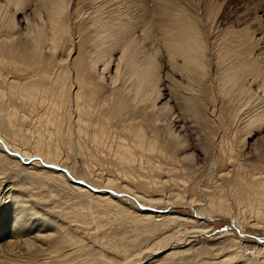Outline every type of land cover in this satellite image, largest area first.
<instances>
[{
	"label": "bare ground",
	"instance_id": "bare-ground-1",
	"mask_svg": "<svg viewBox=\"0 0 264 264\" xmlns=\"http://www.w3.org/2000/svg\"><path fill=\"white\" fill-rule=\"evenodd\" d=\"M22 2H23L22 0H0V26L5 25L7 27H11V32L5 34L6 38L10 37V44L6 42V39L0 41V140H1L0 142L1 143L4 142L8 146V148L11 149V150L9 149L10 152L13 151L16 154L20 153L21 155H25V156L28 155V157L32 156L33 158L34 157L42 158L40 160L46 162L43 164H47V163L58 164L61 163L63 160H65L60 158L59 156L61 154V153L59 154L60 152L59 148H61L60 146H63L57 142L59 141V137L62 139L63 144L64 145L66 144V146L67 145L69 146V144L72 143V140L68 138L70 137V135L64 138L62 137L63 134L62 135L60 134L63 119H65L64 121L65 125H63V127L65 128L64 133L66 135L67 132L70 131L72 127L73 128L75 127L74 132L82 131L85 136L86 133H88L87 136L89 137L88 141H91V143L97 148L102 142L104 143V136L106 140V136L110 133V129H112L114 126L116 127L118 126L119 130L117 129V132L121 131V134H116L112 132L113 134L109 135L112 137V139H114V137L115 139L112 140L113 144L112 141L110 140V143L113 145V147H111L110 144V147L108 149L111 150L110 159L113 162V166L115 165L120 171V174L119 172L117 173L119 174V176L114 175L115 176L114 177L113 176L114 171L112 175H110L111 173L102 175L100 172H98L99 168H97L96 172H93L94 170L93 168L92 169L90 168L89 163L90 162L93 163V158H95L96 155L94 154L95 156H93L92 158V155L89 153L88 150H87L88 153L86 154L87 158H84L82 160V164L86 170L85 173H90V174L92 173L91 175L96 177L99 181L100 180L103 181L104 183L102 182V184L107 188H110V186L114 184L117 189L120 188L122 189L121 191L123 192L126 191L133 193L134 195H136V197H138L141 200V202H147V201L158 202L161 200L170 203H174L177 201L178 203L179 201L182 202V200L184 199V195H183L184 193L181 192V190H177L174 193H172L171 190V192L168 193L166 197H164L165 195L164 196L162 195L164 199H162L160 195H158L156 199H153L152 197L153 195L151 197L150 196L147 197V194L150 195V193L147 192H149V187L151 186V182L158 181L161 185L166 184V186L174 182L173 183L174 186V184H177L176 182L179 183L180 181L185 179V177L183 176V172H184L183 166L178 165V161L173 157V155L168 150L165 149V147L161 145L162 143L160 144L158 140L153 138L151 136L152 134H146L143 129L142 122L145 121L146 123H148L147 121L149 120V115L151 114V111H157V114H160L159 112H161L162 114L161 108L164 107L166 108V105L165 106L161 105L159 107L155 105V101L158 99V94H159L157 93L158 92L157 82L159 80L156 78L157 82H155L154 79L155 77H157L155 75L157 74L156 70L158 69V68L156 69L158 65L154 60L156 56L155 54L156 50L154 51L155 48L153 50L151 49L150 51H148L147 49H146L147 51H145V49L141 50L142 47L139 48L138 45L141 44L140 40L139 43L137 44L136 43L137 41L134 40L129 35L126 34L123 35L122 33H118V31H117L118 34H116V32L112 30V27H114L113 23H116V21L113 23L109 22L110 24L112 23L113 25L112 24L101 25L100 22L101 19L103 18L101 16L102 11L100 9L98 10L96 9L95 10L96 14H94L92 20H96L94 19L96 18L95 16H99L96 22H99L100 24L95 25L93 24L94 22L91 23L93 25L92 29H94L95 26H98V28L96 27V32L94 31L95 32L94 40L96 42L92 43V41L90 40L92 43V47L90 50L85 49L86 46L84 47V45L81 44L80 46H77L74 52L77 51L78 52L74 58H72V55L70 53L71 48L69 52L64 51V52H68L66 53V55H64V57L67 56L68 60L70 61H68V64L64 66L59 65L60 61H56V57H51L52 55L51 52L59 48L57 46L61 44L63 36L65 35L68 36L66 17L64 16V11L68 6V1L46 0L42 4V6L45 8L44 10L46 13V20H47L46 22L47 27L46 29H44L45 31H43L42 26H40V24L37 25L34 22H30V21L27 22L26 28L28 29L27 30L25 29L26 32L24 34L28 33V36L27 37L25 36L26 38L24 40L25 42L24 46L22 48H19L18 45L13 42L15 36L12 34L13 28L16 27V22L15 20H13L14 19L13 17L16 12L21 10ZM163 2L167 3L163 11V17L165 16L166 18L164 20H159L157 22L158 23L157 26L159 28L158 30L159 41L162 49H164L165 51L167 63L169 64L171 70L179 74L180 73L183 75L187 74V77L191 76L192 78L193 77L197 78L196 77L197 75L200 76L203 75L206 67L205 54H204L206 50L200 29L197 27L195 22L196 19L193 18V16H191V13L187 11L185 8H183L182 6L179 7L176 1L163 0ZM40 3L41 2H39V5ZM145 8H143V10H146ZM10 9L13 10L10 11ZM141 13L142 12H140L139 15ZM35 14L39 16L38 12H35ZM144 14L145 12L142 13V15ZM66 16L68 18V15ZM119 22L121 23L120 20ZM102 26L106 27V28L104 27V29L107 30V32L104 33L105 35L103 33L101 35V31L104 29H102L101 31L99 30L100 28H102ZM149 28L150 27H148L147 30H149ZM121 30L119 32H121ZM94 32L93 34H91L92 36L94 35ZM126 32H127V28H126ZM91 35L89 34L88 36H90L91 38ZM149 37H151V39H155L156 36L152 38L153 33L151 34L150 32ZM153 41L154 40L151 41V44ZM110 47H115L116 50H118L117 53H119L117 61L113 63L114 66L112 71L113 74L110 73L111 71L109 72L108 70L110 64V60H109L110 58L107 52L112 50V48L110 49ZM79 48L81 49L78 50ZM223 48L225 47H222V49ZM44 49H48V51H50V54L48 55L47 53V55H45L43 51ZM106 54L108 55L109 58V59L107 58L108 60L105 59ZM223 55L224 54H222V56ZM246 56L247 55L245 54V56H238L237 58L235 57L233 61H229L227 63L225 62L224 65L221 62L222 65H220L223 68L219 69L220 72L217 77L216 88H218V91L220 93L225 94V96L227 97L233 96L234 100L237 95L242 94L246 89L244 88V82H248V83L249 81L256 82L257 80L256 84L258 85L260 90L264 91V81L262 82L259 78L260 73L263 72L259 71L258 68L259 66L255 65V63L252 62L253 60L246 58ZM62 62L60 63L62 64ZM119 64L121 65L119 66ZM98 69L100 73L101 72L108 73L107 77L111 85L106 89H103V86L100 85L102 82L99 83V81H101V78H103L104 76L98 73ZM158 76H160L159 73ZM200 78H203V76H201ZM245 92L247 93V91ZM245 95L247 96V94H244V97ZM237 97L236 99L238 100L239 98ZM240 97L242 98V95ZM241 98L240 100H243ZM246 98L245 101H247ZM259 98L261 97H258L257 100H259ZM260 102L262 103L264 102V100ZM260 102L256 101L258 106L261 104ZM239 103L240 101L238 102V104ZM257 105L256 104L254 105L253 110ZM17 106L18 108L23 110V114L21 115L18 114V111H16ZM262 107H264V105ZM262 107H258V109L256 107V109L253 112H251V114L246 118L247 120L245 124H247V127L248 126L249 128L251 127L250 129L254 130V128L255 129L258 128L260 130V128L264 127V110H261ZM30 112H32L33 114ZM147 112L150 114H148ZM29 113L32 115L29 116L30 115ZM157 114L156 117L158 116ZM160 115L159 117L161 118L163 114L161 116ZM29 117H31L32 119ZM160 118L157 117L155 118V120L157 121V119ZM25 119L27 123L29 121L27 119H31L33 121L32 123L33 125H31V123H28L30 124V126L27 124H22V120L24 121ZM152 123H154V121L151 122V124ZM26 125L28 126L27 127L28 129L25 128ZM249 128H247V130H249ZM111 131H115V127L114 130L112 129ZM248 132H250V130L247 132L245 130L244 135L247 136ZM80 138L84 139L83 137ZM75 145L77 147V152L79 151L78 153L84 155L85 154L84 149L87 148H85L83 141L82 140L81 142L77 141ZM103 147H105V145ZM97 148L94 149L95 152ZM2 151L4 152V150L2 149L0 152V174H2L0 175L1 179L6 174L12 177L13 176L12 171H15L12 170V167L9 166L8 164L9 161L15 162V159L12 156H8L7 154H5L6 152L3 153ZM8 151L7 153L10 154V152ZM94 151L92 152V154L94 153ZM102 153L103 152H101V154ZM86 156L84 155V157ZM100 156L102 157V155ZM107 156L109 158L110 155L107 154ZM107 156L105 158H107ZM105 158L103 159L106 160ZM161 158L163 159L166 158L168 161L164 159L163 162L166 160L167 162L166 161L165 162L167 163V165L169 164L176 166L178 167V170L177 168L172 166L171 169L168 170L165 169L166 171H164L163 169L166 166L163 165L164 166L163 168L156 166L155 164L162 161ZM99 160L100 159H98V162ZM150 160L154 162L153 164L158 169L153 171L154 168H151L153 172H150V174L147 176V179L144 176L145 177L144 179L143 176H139L138 174L139 170L137 171V169L141 168V170L142 169L147 170V168H143L144 167L143 162L146 161L149 163ZM151 163L152 162H150V164ZM16 164L19 163L17 162ZM16 164L15 165L13 164V168L16 167ZM38 164H39V160L37 159L31 163V168H33L32 166ZM93 164H97V163L94 162ZM19 168H22V165ZM109 168L110 167L106 169L108 170ZM24 169L22 170L20 169V171L24 173ZM51 169L49 168L47 169L41 165L35 167V171H38V173L40 174L46 173L47 171L46 175L49 174L48 170ZM100 169H102L103 171V168ZM135 169L138 175L136 174V172L133 173ZM162 170L167 173L170 172L169 174L172 176L171 177L168 174L169 175L168 182H170V184H167L168 182L165 183L167 181V179L165 178L164 180L166 181H164L163 183L160 182L161 178L163 177L161 174ZM109 171L112 172L111 169H109ZM178 171L180 173H178ZM140 174L145 175L142 172H140ZM55 175L56 174H54V176ZM60 175L61 174L59 173L58 175L59 177H57L59 181L60 180L65 181L62 175L61 176ZM165 177L167 178V176ZM9 179L10 178H8V180ZM257 179L252 180L254 182L251 184V186L249 185L250 182L247 184L248 185L247 186L246 184L241 183V181L238 182L239 184L237 183V181H235L236 184H238L237 192L235 191L238 195L236 202L237 205L240 206V208L242 209V211L240 210L241 212H245L243 210L246 209V211L248 210L250 214L253 216L251 219L253 220L251 222V225L257 226L258 224H261L264 226V178H262L263 180L261 179V177H258ZM2 180H5V178ZM10 181L12 180L10 179ZM10 181L3 185L0 182V191L2 195H5L4 197L8 198L9 200V203H7L5 207L2 206L4 210L1 213L2 217L1 216L0 217L4 218L5 216L7 217L8 215H11L12 226L16 231H18L19 233L20 231L24 233H28V231L32 232V234L28 238L23 237L24 239L19 241L23 243L21 247L27 250L40 252V254L44 253L41 256L42 262L38 261V263H33V264H140L138 263L139 257L143 250L147 248H151L150 250H152L153 248V251L155 253L158 251H155L154 248L155 249L162 248L163 250H165L167 245L172 242H180L181 244L184 235L187 237L188 236L192 237L194 233L198 232L202 228L207 229L211 227V224L206 221L207 218H211L210 214L204 215L205 212H203L201 209H198L197 213L204 216L197 214L190 215L187 213H182L173 210L167 212H159L158 214L157 213H150L143 215L138 214L140 215V217H138V219L136 220L122 218V220L119 221V223H116L117 224L115 225L116 227H114L111 232H106L103 229V226L106 223L111 224L116 219L115 216L118 215L119 212L125 211L127 209H124V207L121 206L122 204L119 205L121 203L119 199L117 200L115 197H112L107 193L105 194L101 192L95 194L94 192L89 191V189L85 190L83 187L76 186L75 184H73L74 186L72 185L70 188L76 190L74 191L77 192V194L75 193L76 195H78V193H81L82 197L80 196V201H76L73 204L72 215H70L71 216L70 221L71 220H73V222L78 221L82 223L81 226L83 225L85 226L81 228L80 224H77L78 222L72 223V221L70 222L72 223L71 225L76 224L75 226L76 228L77 226H80L79 227L81 228L80 230L82 229L85 230L84 227H88V225H92V229L94 226L93 230L96 231L103 229V232L100 233V236L98 234L93 235L92 237L93 241L95 240V237L96 239H99L96 243L91 242L89 244H86V242L81 241L82 237L80 236L81 233L79 232L78 228L76 229L74 227L75 228L74 230L72 229L73 226L70 227V225H64L63 219H62L63 220L62 223L59 222L60 220L58 222L57 221L55 222L57 218L53 220L51 219V216L49 218L52 220V222L50 220H44L43 218L38 217L37 216L38 210H36L37 209L36 204L34 205L33 203H31V200L29 199V197L32 196V194H30L28 197V195L24 192L26 191L25 189H19L18 186H16L15 188V184L10 183ZM117 181H119V185L116 183ZM63 183L64 182H59L58 184L62 185ZM128 183H130L131 185H129ZM10 184H12L11 185L12 187L10 186L11 188L8 187V185ZM40 185H36L35 187H39ZM44 185L45 184L42 185V188H44L43 187ZM1 186L3 187L6 186V187L3 188ZM53 189L54 188H52V190ZM172 189L175 191L174 188ZM44 191H46V189ZM47 191L49 193V190ZM182 191H184V189ZM28 192H31V190ZM53 196H56V194L55 195L53 194ZM33 197L32 200L34 199ZM215 199L216 198H214L213 196H209V204L212 209L210 212H212L215 209V211L217 210L221 213H224V215L232 214V216L230 217H232L233 221L237 223L238 222L241 223L239 221V217H237L232 212H230L231 210H228L229 206L227 207L222 203L223 200L222 198L217 197L216 202L215 201L213 202V200ZM2 201L4 200L2 199ZM189 201H191V203L196 202L193 200H189ZM106 204L108 205L112 204L113 206H107ZM225 206L227 209L225 208ZM203 208H205L204 204H203ZM63 209L64 208H62L61 211H63ZM57 211L58 209L56 210V212ZM64 211L60 213L63 214L65 213ZM138 211L136 212L135 210L134 213L137 214ZM68 212H70V210ZM56 215L60 216L58 212ZM69 218H65V219L69 220ZM68 220H65V224H67L66 221ZM244 220L241 219V221ZM245 222L248 221L245 220ZM47 224L52 225V227L50 226L48 229L44 228L45 225ZM186 224L190 225L191 228H187ZM184 225H186L185 228H187L186 230L184 229L185 230L184 232H186L185 234L182 231L180 232L179 229L180 226H184ZM197 225L201 227L198 226L199 229H196ZM58 226L59 229L64 232L62 234L67 235L65 236L66 237L65 239H67V245L65 249H61L59 247L60 244L56 242L58 240L57 239L58 235H60L57 233L58 231H60L57 230ZM106 226L107 225H105V227ZM193 226H196L195 229ZM76 230H78L80 234ZM55 232L57 233L56 235L54 234ZM159 233H163V234L159 235ZM195 236L197 235L195 234ZM227 237L229 240H227V242L224 243V245H221L223 246L221 248L225 251L226 257L221 258L222 256L218 255L220 260H222L224 264H239V263L264 264V245H261L262 247L260 249L262 255L259 256L253 255L254 252L251 249L254 246L251 248V245L248 246V244H246L242 240L237 239L233 235ZM224 239L225 237L223 238V240ZM262 241L264 242V238H262ZM8 242L9 244L13 242L16 245L19 244L15 239L13 240V242L11 241ZM149 243H151V246ZM194 248L195 250H197L196 246ZM167 249L168 250H166L165 252H161L160 257L153 259L152 261H147L146 264H193V263L195 264L196 262L199 261V259L202 260V263L198 262L199 264L221 263L212 254L203 257L205 254H203L202 256V254L199 253L198 250L197 252H194L193 255L190 256L187 255L188 257L184 256L186 250H188L189 248H179L178 245L176 244L172 247L169 246V248ZM153 251H151L150 253L153 254L154 253ZM253 256L255 257L251 261ZM215 259L218 260V262L216 261L217 263L214 262ZM23 260L24 259L21 260V263L23 262ZM208 260L210 261V263L208 262ZM24 261L26 262V260ZM28 263L23 262V264H28ZM17 264L19 263L17 262Z\"/></svg>",
	"mask_w": 264,
	"mask_h": 264
},
{
	"label": "rangeland",
	"instance_id": "rangeland-1",
	"mask_svg": "<svg viewBox=\"0 0 264 264\" xmlns=\"http://www.w3.org/2000/svg\"><path fill=\"white\" fill-rule=\"evenodd\" d=\"M22 1L23 2L21 3V10L16 12L17 14L15 13L13 17L14 18L13 20H15L16 27H17V28L16 27L13 28L12 34L15 35L13 42L17 44L19 48H22L24 46V43H25L24 40L28 36V33L24 34L26 30L28 29L26 28L27 22L30 21V22H34L37 25L40 24V26H42L43 31H45L44 29H46L47 27L46 26V22H47L46 13L44 10L45 8L42 6V4L46 0H42L43 2L40 0H22ZM67 1H68V6L66 7L64 11V16L66 17L68 36L66 35H65L66 37L63 36L61 44L57 46L59 48L56 47L57 49L51 52L52 53L51 57H56V61L62 62L63 60H66V61H63L64 63L62 62V64L59 62V65L64 66L68 64V61H70L68 60L67 56L64 57V55H66V53L69 52L70 48H71L70 53L72 55V58L76 56L78 51L77 52H74V51L76 50L77 46H80V44L84 45V47L86 46L85 49L87 50L91 49L92 43L96 42L94 39H95L96 27L98 28V26H95L94 29H92L93 25L91 23L93 22H94L93 24L95 25L97 24L99 25L100 23L101 25L103 24L111 25L113 22L116 21V23H113L114 27H112V30H114L116 34L122 33L123 35L124 34L129 35L134 40L137 41L136 42L137 44L139 43V40H140L141 44H138V45H139V48L141 47L143 48V49L141 48V50L145 49V51L147 50L150 51L151 49L153 50L155 48L154 51L156 50L155 51L156 56L154 60L156 61L158 65L156 69L157 68L158 69L156 70L157 74L155 75L157 77H155L154 79H155V82H157L156 81L157 79L159 80L157 82V89H158L157 93L159 94H158V99L156 100L157 102L155 101V105L158 107L161 105H164V106L166 105V108L165 107L161 108L163 116H161L162 114L161 112H159L160 109L158 112L161 115L157 114V111H151V114L147 112L148 114H150L149 120L147 122L148 123L150 122V123L148 124L145 121L142 122L143 129L146 134H152L151 136L153 138L158 140L160 144L162 143L161 145L165 147V149L168 150L173 155V157L178 161V165L183 166L184 168L183 176L185 177V179L180 181L179 183L176 182L177 184H174V186H173L174 182L171 181L172 184H170V182H168V179H169L168 177L170 175L169 174L170 172L167 173L164 171H166L165 169L167 170L171 169L173 165H169V164L167 165L166 162L168 160L164 158L167 161L165 160L166 162L165 161L163 162L164 159L161 158L162 161L155 164L156 166H159L162 168L166 166L163 169L164 171L163 170L161 171V174L163 177L162 178L160 177L161 178L160 182L163 183L164 181H166L164 180L165 178L167 179L165 183L168 182L167 184H170L171 186L170 185L166 186V184L161 185L158 181L151 182V186L149 187V192H147V193H150V195L147 193L146 194H147V197L148 196L151 197L153 195L152 196L153 199H156L158 195H160L161 198L164 199L163 196L165 195L164 197H166L167 194L171 192V190H172V193L176 192L177 190H181V192L184 193V194L182 193L184 195V199L182 200V202L179 201V203L178 201L174 203H170V202H166L163 200L158 201V202L157 201L141 202V200L138 197H136V195H134L131 192H126L125 190H124L125 192H123L121 191L122 189L120 188H119L120 190L117 189L114 184H112L110 188H107L106 186H104L102 184L103 181L101 180L99 181L96 177L92 176L91 175L92 173L91 174L85 173L86 170L82 164V160L84 158H87L86 154L89 151V153L92 155V158L93 156L96 155L95 158H93V163L95 162L97 164H93L91 162L89 163L90 168L91 169L93 168L94 170L93 172H96L97 168H99L98 172H100L102 175H106L109 173H111L110 175H112L114 171L113 176L114 175L119 176L120 171L115 165H114L115 167L113 166V162L110 159L111 150L108 149L111 144L110 140L112 141L115 139V137L114 139H112V137L109 135H112L113 133L121 134V131L117 132V129L119 130V127L114 126L115 131H111L112 129L114 130V127L110 129L111 134L108 132L109 134L106 136L107 141L105 140V136H104V143L102 142L101 143L102 145L100 144L99 147L97 148L91 143V141H88L89 140V137H87L88 133H86V136H85L82 131L74 132L75 127L74 128L72 127L70 131L67 132V135H66L64 133L65 128L63 127V125H65L64 124L65 119L62 120L63 122H62L61 130L63 131V133L60 130V134L61 135L63 134L62 137L64 138L70 135L71 138L70 137L68 138L72 140V143L69 144V146L68 145L66 146V144L64 145L62 139L59 137V141L57 142L64 146V147L60 146L62 149L59 148V151H60L59 154L60 153L62 154V155L61 154L59 155L60 158L65 159L61 163L43 164L46 162H44L43 160H40L42 158H37V157L33 158L32 156L28 157V155L26 156L21 155L20 153H17L19 154L17 155L13 151L10 152L11 149L8 148V146L4 142L2 143L0 142V149L2 148L4 152H6L5 154H7L8 156H12L15 159V162H11V161L8 162L9 166L12 167V170H15V171H12L13 176L11 177L10 175L6 174L4 175V177H2V179L5 178V180H2L0 178L1 179L0 182L2 183V185L5 183H8L11 179L12 181H10V183L15 184V188L16 186H18L19 189H25L26 191L24 192L28 195V197L30 194H32V196H30L29 199L31 200V203H33L34 205L36 204V208H37L36 210H38L37 211L38 217L43 218L44 220H50L51 222H52L51 219L55 220L56 218L57 219L55 220V222L56 221L58 222L59 220H60L59 222H62L64 220L63 221L64 225H70V227L73 226L72 229L74 230L76 228L75 227L76 224L71 225L75 221L73 222V220H71L72 223H70L71 222L70 215H72L73 204L76 201H80V196L82 197V194L78 193L79 195V198H78V195H76L77 192H74L76 190L70 188L73 184H75L76 186H81L85 190L89 189V191L94 192L95 194L101 193V192L105 194L107 193L108 195L115 197L117 200L119 199L121 202L119 205L122 204L121 206H123L124 209H127L125 211L119 212L118 215L115 216L116 219L111 223L112 225L109 223H106L105 225L107 226L106 227L105 225L103 226V229L106 232H111L112 229L116 227L115 226L117 225L116 223H119V221H121L122 218L136 220L138 219V217H140V215H143V214H150V213L158 214L159 212H167V211L175 210V211L187 213L190 215H195V214L201 215L197 213L198 209H201L203 212H205L204 215L210 214L211 218L206 219L205 217V219L208 223L211 224V227L207 229L202 228L201 229L202 231L199 230L198 232L194 233L192 237L191 236L187 237L184 235V238L181 241V244L180 242H172L167 245L165 250H163L162 248L160 249L154 248L155 251H158L156 253L153 251V248L152 250H150L151 248H147L143 250L139 257L138 263L140 264H146L147 261H152L153 259L160 257L161 252H165L166 250H168L167 248H169V246L172 247L175 244L178 245L179 248H189L190 249V250L189 249L186 250L184 256L193 255V253L197 252L198 250V252L201 253L202 256L203 254H205L203 257H206L209 254H212L219 260V262H221L220 264H224V262L220 260L218 255L222 256L221 258L226 257L225 251L221 248L223 246L221 245H224V243H226L227 240H229L227 236H230V235H233L237 239L242 240L243 242L248 244V246L251 245V248L254 246L251 249L254 252L253 255H258V256L262 255L260 252L261 251L260 249L262 247L261 245H264V242L262 241V238H264V228H263L264 226L261 224H258L257 226L251 225V222L253 221L251 219L253 216L250 214L248 210L246 211V209L243 210L245 212H241L242 209L240 208V206L237 205V202H236V199L238 198V195L236 192H237V186L239 184L238 182L241 181V183H244L246 185L250 182L249 185L251 186V184L254 182L252 181L253 179L256 180L258 177H261V179L264 178V127L260 128V130L258 128H256L257 130L255 128L253 130V129H250L251 127L249 128V126L247 127V124H245L247 120L246 118L251 114V112H253L256 109V107L258 109V107H262L264 105V102L262 103L260 102L264 100V91L260 90V88L256 84L257 80L256 82L255 81L253 82L249 81V83L244 82V88L246 89L244 90L243 93L247 94V96L245 95L244 97L243 93L239 94L240 96L242 95V98L239 95H237L238 97L237 96L236 97L239 98L238 100L240 101V103L238 104L239 101L236 99V97L234 100L233 96L227 97L225 96V94L220 93L218 91V88H216L217 86L216 81H217L218 74L220 72L219 69L223 68L220 66L222 65V63L224 65L225 62L227 63L229 61H233L235 57L237 58L238 56H245V54L247 55L246 58L253 60L252 62H254L255 65L259 66L258 67L259 71L263 72V73H260L259 78L262 82L264 81V0H173V1H176V3H178L177 5L179 7L182 6L183 8H185L187 11L191 13V16H193V18L196 19L195 22H196L197 27L200 29L203 43L205 45V50H206L204 52L206 67H205L203 75H201L203 76V78H200L201 77L200 75H197L196 76L197 78L195 77L192 78L191 76L187 77V74L186 75L185 74L183 75L181 73L179 74L171 70V68L169 67V64L167 63V60H166L165 51L164 49H162L160 41H159V36H158L159 28L157 26L158 24L157 22L159 20H164L166 18L165 16L163 17V11L167 3L163 2V0H67ZM39 2H41L40 5H39ZM143 8H145L147 12L146 10H143ZM96 9L97 10L100 9L102 11L101 16L103 18L105 15V18L104 19L102 18L100 23L96 22L99 16H95L96 18L94 19L96 20H92L94 14H96L95 13ZM11 10L13 9H10V11ZM35 12H38L39 16H37ZM138 12L139 13L145 12V14L142 15L141 13L139 15ZM66 15H68V18ZM119 20L121 21L122 24L119 22ZM109 22H112V23L110 24ZM104 27L102 26V28H100L99 30L101 31L102 29H104ZM148 27H150L149 30L151 34L153 33L152 38H154V36H156L157 38L155 37V39H151V37H149L150 32L149 30H147ZM120 28L124 29L125 31L121 30ZM126 28H127V32H126ZM120 30L121 32H119ZM10 32H11V27H7L5 25L0 26V41H2L3 39H6V42L10 44V37L6 38L5 36V34L10 33ZM93 32H94V35L92 36L91 34H93ZM106 32L107 30L105 29L102 30L101 35L102 33L104 34ZM89 34L91 35V38L93 40L90 38V36H88ZM66 39H68L69 41ZM90 40L92 41V43ZM152 40H154L155 43L153 41L151 44ZM65 41H68V42H65ZM222 47H225V48L222 49ZM111 48L112 50L107 52L110 59L108 58L107 54H106L107 56L105 55V59L110 60V64L108 67L109 72L111 71L110 73H112L113 68H114L113 63L117 61L118 56H119V53H117L118 50H116L115 47H110V49ZM80 49L81 48H79L78 50ZM43 51L45 55H47V53L48 55L50 54V51H48V49H44ZM64 51H68V52H64ZM222 54L224 55L222 56ZM215 55H218V56H215ZM248 55L250 58L248 57ZM216 61H219L220 63ZM120 65L121 64H119V66ZM98 73H100L99 69H98ZM158 73L160 76H158ZM100 74L104 77L101 78V81H99V83L102 82L100 85L103 86V89H106L107 87L111 85L107 77L108 73L101 72ZM187 78H190V79H187ZM249 89H250V92H249ZM245 91H247V93ZM258 97H261V98L257 100ZM240 98L243 100H240ZM245 98L247 101H245ZM256 101L260 102L263 105L258 103L260 104L258 106ZM241 102L246 103V104H243ZM255 104L257 106H255L253 110V107ZM261 110H264V107H262ZM16 111H18L19 115L23 114V110L18 108V106H17ZM32 114H30L29 116H31ZM156 114L158 115L157 116L158 118H160L159 115L161 116L160 119H157V121L159 122L155 120V118H157ZM31 119H27V120H29L28 123H31V125H33L32 124L33 121ZM153 121L154 123L151 124V122ZM28 123L26 119L24 121L22 120V124H27L30 126V124ZM27 125L26 127L25 126L24 127L27 128L28 127ZM246 127L249 128L250 130L247 136L244 135L245 130L246 132L249 131L247 130ZM80 137H83L84 139ZM81 140L83 141L85 148H87V149H84L85 154L83 153L86 157H84V155H82L81 153H78L79 151L77 152V147L75 143L77 141L81 142ZM112 144H113V141H112ZM112 144H111V147H113ZM104 145L105 147H103ZM96 148L98 150V152L96 150L97 153L94 151V149ZM7 151L10 152V154L7 153ZM93 151L94 153L92 154ZM104 151L105 152L108 151V152L105 153ZM101 152L103 153L101 154ZM107 154L110 155L109 158ZM100 155H102L103 158L107 156V158H105L106 160H104ZM31 159L33 161L38 159L39 160L38 165L44 166L47 169L52 168L51 170H48V173L50 175L49 174L46 175L47 171L46 173H41L42 175L38 173V171H35V167H38V165H34L32 166L33 168H31V163L33 162ZM98 159H100L99 162H98ZM17 162L22 165V168H19L21 167V165L16 164ZM106 162L109 164V166ZM150 162L152 163L150 164ZM150 162L149 163L146 161L143 162V166H144L143 168H147V170L145 169L146 171L144 169L141 170V168L137 169V171L139 170L138 171L139 176H143V177L145 176L147 179V176L150 174V172H153L158 169L153 164L154 162L152 160H150ZM13 164L14 165L16 164L17 168L16 167L13 168ZM107 166L110 167L109 169H111L112 172H110L109 169L108 170L106 169L108 168ZM173 167L177 168L178 170V167L176 166H173ZM15 168L19 171H17ZM100 168H103V171ZM151 168H154L153 171ZM20 169L21 170L24 169V173L20 171ZM16 171L19 173H17ZM137 171L135 169L133 173L136 172L137 174ZM118 172L119 174H117ZM140 172L144 173L145 175L140 174ZM145 172L148 174H146ZM59 173L62 175L65 181L64 180L59 181V179L57 178L59 177L58 176ZM178 173L180 172L178 171ZM54 174L57 175V176L55 175L56 178ZM165 176H167V178ZM8 178L10 179L8 180ZM235 181H237L238 184H236ZM59 182H64V183L61 185V184H58ZM116 183L119 185V181H117ZM12 184L8 185V187H10ZM25 184L29 187H27ZM43 184H45L43 186L44 188H42ZM128 184L131 185L130 183ZM36 185H40L41 187L40 186H39L40 188L35 187ZM52 188L54 189L52 190ZM172 188H174L175 191ZM45 189L46 191H44ZM183 189L184 191H182ZM30 190L31 192H28ZM47 190H49V193ZM51 191L52 192L54 191V192L52 193ZM53 194L54 195L56 194V196H53ZM4 196L5 195H2L0 191V204H1L0 209H2L0 210V216H1L2 211L4 210L2 206L5 207V205L9 203L8 198ZM209 196H213L216 199L217 197L222 198L223 199L222 203L226 205L227 207L228 206L230 207V209L228 207V210H231L230 212H232L234 215L239 217V221L241 223L239 222L237 223L233 221L232 217H230L232 216V214L224 215V213H221L217 210L215 211V209L212 212H210L212 209L209 204ZM32 197L35 199V200L33 199L34 201L32 200ZM2 199L4 201H2ZM216 199L213 200V202L214 201L216 202ZM185 200L187 201L193 200L196 202L191 203V201L187 202ZM203 204L205 208H203ZM106 205L113 206L112 204H109V205L106 204ZM200 207H202L204 210ZM55 208L58 209L57 212L59 215L61 214L60 212H63L65 210L64 211L65 213L61 214L64 216L60 215L61 216L60 217L56 215L57 209ZM62 208H64L63 211H61ZM54 209L56 213L54 212ZM69 210L70 212H68ZM135 210L136 212L139 210L137 214L134 213ZM236 211H239L240 213ZM66 213L68 217L66 216ZM204 215H201V216H204ZM50 216H51V219L49 218ZM1 217H0V264H9V263L17 264V262L19 264H23V262L24 263L29 262L28 264H33V263H38V261L42 262L41 256L44 253L40 254V252H36L32 250L30 251V250H27L21 247L23 243L20 242L19 240L24 239L23 237L28 238L32 234V232L28 231V233H24L20 231L19 233L12 226L11 215H8L7 216L8 218L6 216L4 218H1ZM65 218H69V220ZM241 219L242 220L245 219L248 222H245V220L241 221ZM65 220H68L66 221L67 224H65ZM77 222L78 221H76L75 223ZM77 224H80V226L82 225V223L80 222H78ZM186 225L179 227L180 232L181 231L184 232L187 228H191L190 225H187V226ZM50 226L52 227V225L47 224L45 225L44 228L48 229ZM80 226H77V228L81 234L78 232V230L76 231L82 237V240L81 238L80 240L86 242V244H89L91 242L96 243L99 239H96L95 237L96 241L95 240L93 241V238H92L93 235L98 234L100 236V233L103 232V229H100L97 231L93 230L94 226L92 229V225H88V227H84L85 230L83 229L80 230L85 225L79 228ZM185 226L187 228H185ZM198 226L199 225H197L196 229H199ZM193 227L195 229L196 226H193ZM57 230H60L59 226ZM61 231L62 230L57 232L60 235H58V238H57L58 240L56 242L60 244L59 247L61 249H65L67 245V239H65L66 238L65 236L67 235L62 234L64 232L63 231L61 232ZM56 232L54 233L55 235L57 234ZM161 232H162V229H161ZM185 233L186 232H184V234ZM160 234L162 235L163 233H159V235ZM195 234L197 236H195ZM18 236L19 237L21 236V237L19 238ZM224 237L225 239L223 240ZM14 239L17 240V242L19 243L18 245L14 244L15 242V241L13 242ZM8 241H11L13 243L9 244ZM149 244L151 246V243ZM195 246L197 247L196 248L197 250H195L194 248ZM151 251H153L154 253L153 254L150 253ZM221 252L222 253L224 252V253L222 254ZM254 257L255 256L252 257L251 261L254 259ZM22 259L26 260V262L23 260V262L21 263ZM217 259H215L214 262L216 261L218 262ZM198 262L202 263V260L199 259ZM198 262L196 263L199 264ZM208 262L210 263L209 260Z\"/></svg>",
	"mask_w": 264,
	"mask_h": 264
}]
</instances>
